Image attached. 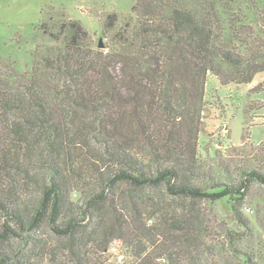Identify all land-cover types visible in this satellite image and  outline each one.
<instances>
[{
    "label": "trees",
    "instance_id": "trees-1",
    "mask_svg": "<svg viewBox=\"0 0 264 264\" xmlns=\"http://www.w3.org/2000/svg\"><path fill=\"white\" fill-rule=\"evenodd\" d=\"M36 33L30 70L0 59V264H96L124 245L132 264H259L242 207L264 161L225 180L198 142L209 75L264 72V0H137L104 49L69 18Z\"/></svg>",
    "mask_w": 264,
    "mask_h": 264
},
{
    "label": "rangeland",
    "instance_id": "rangeland-1",
    "mask_svg": "<svg viewBox=\"0 0 264 264\" xmlns=\"http://www.w3.org/2000/svg\"><path fill=\"white\" fill-rule=\"evenodd\" d=\"M137 0H0V59H11L20 71L31 69L32 53L42 38L37 35L41 21L69 18L79 21L90 34L95 49L109 46L105 35L107 21L129 18ZM100 44L104 48H99ZM203 131L198 142L200 158L217 176L238 179L242 168H257L264 161V72L251 84H223L210 74L206 84ZM230 171V174L228 172ZM232 179V178H231ZM242 211L257 236L258 260L264 264V186L253 182L246 192ZM212 207V206H211ZM218 218L235 227L231 204L216 203ZM247 210H250L248 212ZM262 242V246L257 244ZM122 260L98 253L96 264H132L134 248L117 246Z\"/></svg>",
    "mask_w": 264,
    "mask_h": 264
},
{
    "label": "built area",
    "instance_id": "built-area-1",
    "mask_svg": "<svg viewBox=\"0 0 264 264\" xmlns=\"http://www.w3.org/2000/svg\"><path fill=\"white\" fill-rule=\"evenodd\" d=\"M248 212H250V210H247ZM110 254L114 255L115 258H117L119 261L122 260L120 254L118 253V248L117 247H112L110 250H109Z\"/></svg>",
    "mask_w": 264,
    "mask_h": 264
},
{
    "label": "water",
    "instance_id": "water-1",
    "mask_svg": "<svg viewBox=\"0 0 264 264\" xmlns=\"http://www.w3.org/2000/svg\"><path fill=\"white\" fill-rule=\"evenodd\" d=\"M99 48H104V46L102 44H100Z\"/></svg>",
    "mask_w": 264,
    "mask_h": 264
}]
</instances>
